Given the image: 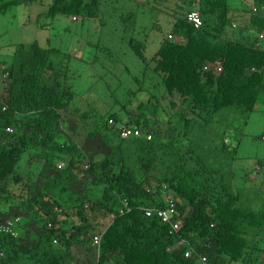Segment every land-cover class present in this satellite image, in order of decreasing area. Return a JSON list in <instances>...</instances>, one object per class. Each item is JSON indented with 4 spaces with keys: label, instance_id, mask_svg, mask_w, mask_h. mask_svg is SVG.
I'll return each mask as SVG.
<instances>
[{
    "label": "trees",
    "instance_id": "trees-1",
    "mask_svg": "<svg viewBox=\"0 0 264 264\" xmlns=\"http://www.w3.org/2000/svg\"><path fill=\"white\" fill-rule=\"evenodd\" d=\"M20 1L0 0V13L5 14ZM254 1L264 6V0ZM63 2L68 5L61 7ZM52 4L51 10L56 13L73 11L96 16L99 0L89 5L85 0H53ZM232 5L239 3L200 0L206 26L199 31L178 22L175 32L190 35L191 39L184 46L165 42L158 53L157 71L163 76L165 87L170 94L176 90L185 101L174 126L161 130L155 124L150 125L151 141L121 140L115 146L116 154L111 158L107 156L105 162H94L82 178L68 169L59 172L56 183L45 181L41 189L32 188L20 198L13 214V217L21 214L22 222L13 227L17 236L6 230L0 232V242L6 252L0 264H69L72 246L81 244L85 249L92 248L89 236L108 215H113L114 220L103 234L102 259L115 264H200L197 258L186 259L182 253L168 251L169 245L176 241L175 235L169 234L168 228L156 217H147L140 208L160 203L159 192L151 194L146 187L153 178L151 173L156 170L159 157L164 171L154 179L167 182L183 198V210L189 208L184 235L193 231L207 238L211 246L201 249L207 252L209 264L260 261L259 253L264 247V215L256 221L238 214V197L232 181L233 153L225 146L214 145L221 130L219 120L238 124L236 131L241 133L247 115L264 98V52L227 42L213 33L225 29ZM246 26L264 30V17L250 14ZM133 45L136 49L143 47L138 41ZM222 57L228 61L226 72L219 78L210 75L203 81L200 68L207 61ZM6 63L11 82L5 111L0 103V178L20 176L15 159L11 158V146L5 144L11 139L5 132L10 124L16 128L21 146L42 157L44 175L46 169L55 168L57 160L79 159L81 162L83 157L73 154L77 152L74 142L69 145L61 142L64 132L58 109L64 106L62 97L72 96L74 91L71 87L60 88L55 80L51 82L50 76H45L49 51L36 43L21 44ZM252 65L262 71L248 75L246 70ZM212 122L214 129L210 126ZM212 129L214 133L210 136ZM109 131L104 126L91 137L109 139ZM182 134L189 138L181 137ZM27 181L33 186L31 177ZM125 199L132 209L121 215ZM59 205L65 219H59L55 211ZM24 215L27 218L24 219ZM75 216L79 217L78 222ZM50 221L60 228H49ZM22 223L38 228H22ZM54 237L59 239L60 245L53 243ZM31 241L34 242L29 243Z\"/></svg>",
    "mask_w": 264,
    "mask_h": 264
},
{
    "label": "clouds",
    "instance_id": "clouds-1",
    "mask_svg": "<svg viewBox=\"0 0 264 264\" xmlns=\"http://www.w3.org/2000/svg\"><path fill=\"white\" fill-rule=\"evenodd\" d=\"M95 0H85L86 5L89 3L94 4ZM97 1V0H96ZM102 0H99L97 5L96 16H87L73 11L69 12H55L52 9L53 0H22L18 4L22 5L24 9H27L26 12L34 14L31 21L35 24L37 29H46L49 30L54 24H61L62 16L67 17V22L63 23L60 27L62 31L67 34L69 30V25L77 23L80 25H89L94 23L100 27L105 26L106 21L103 16H100L102 12L101 4ZM111 2H117L118 4L124 0H105ZM126 1V0H125ZM132 2V0H130ZM136 2V10L130 11L126 14H119L120 18L125 17L126 23L130 22L131 19L134 23L136 22V32L141 33L142 30L148 28L147 23H141L138 19V12L144 5H148L149 1H160L165 4H170V6H165L161 9L160 12L156 14L155 21L151 29L159 32L163 31V28H166L167 32L161 38L158 39L156 49L154 51V56L150 60L151 63H148V58L144 52L143 47L136 49V46L133 43H136L133 37H130L128 45H130L134 51L139 55V58L143 61L145 68L140 70L139 73L131 74L135 76L133 78L136 86L130 89H126L123 95L119 96V99L116 104V108L112 112L106 114H100L96 110L92 111H83L78 105L82 104L80 96L74 90L71 83L68 81L67 76H77L78 67H72L74 63L81 64L85 67H93L99 65L100 60L103 58L104 53L97 52L96 59L91 60L90 57L85 58L83 53L86 55H91L88 51L92 45L91 40L86 39L81 36L79 32V37L75 40L72 46V52L76 53L73 56H67L64 54V51L59 45H49L50 36L44 35L33 41L31 43H18L13 45L12 52L10 53L9 59H12V56L18 45H30L36 43L41 49L49 51V67L45 72V76H50L51 82L56 81L57 86L60 88L70 89L74 91V94L71 96L62 97L64 106L58 109L60 116L61 130L64 132V136L61 139L62 143L67 145L74 142L76 146V151H73V154H77L80 157H83L82 161L78 160H57L55 168L50 170L46 169L43 174L41 170V159L42 157L33 150H28L25 147H22L20 144L19 135H16V128L13 125H8L5 128V132L11 139L5 144L11 146L12 156L11 158L15 159L16 168L19 171V177L8 175L4 179L0 178V232L6 230L11 232L13 235L17 236L16 231L13 230V227L17 222H22L20 215L13 217L14 212L17 210L16 206L20 202V198L27 193H30L32 188L41 189L45 181L56 183V177L59 175L60 171L71 169L72 173L79 175L81 178L84 175V171L91 169L94 166V162H105L106 157L110 158L118 152L115 149V146L118 145V142L121 140H128L131 138H144L147 141L153 139V133L150 129V125H156L157 129L165 130L170 126H174L176 122V116L180 113L183 108V98L177 94L176 90L172 91L170 94L165 87L162 75L157 71V60L159 59L158 53L165 42H173L181 46L186 45L191 39L190 35L178 34L175 31L177 30V24L179 22L189 26L195 30L201 31L206 26L205 20L201 14L200 10V0H134ZM235 1V0H234ZM239 5H232L229 9L228 14V24L222 32L217 33L214 31L215 36H221L227 42L233 44H240L247 48H252L254 50L264 52V30H259L254 26H246L248 18L252 15H261L264 17V6H258L255 4L254 0H237ZM68 3H62L61 7L67 6ZM17 6V5H16ZM146 8V7H144ZM147 8H151L148 7ZM94 10V8L92 9ZM147 12V9H146ZM2 13H0L1 15ZM29 16V15H28ZM97 19V20H96ZM69 20V21H68ZM29 24V17L26 21H21L20 27ZM132 24V23H131ZM139 27V29H138ZM41 31V30H40ZM146 31H144L145 33ZM5 33V32H4ZM11 42V39H9ZM79 45V46H77ZM108 45V44H107ZM101 48V46H95ZM123 47L122 49H125ZM62 50V51H61ZM87 50V53L84 52ZM105 50V48H104ZM138 50V51H137ZM83 51L82 56L79 55ZM99 56V57H98ZM102 57V58H101ZM112 59L113 57H107ZM87 59V61H86ZM85 62L88 64H85ZM228 62V61H227ZM226 58H218L214 61H207L201 68L200 74L202 80H208L210 75H214L219 78L227 69ZM121 67H118V65ZM226 64V67H225ZM72 65V66H71ZM117 73L122 75L127 72L130 74V68L123 61L117 62ZM0 103L2 104V110L5 111L8 107L9 97H8V88L11 82V78L8 76L7 68L8 64L5 59H0ZM262 70L252 65L247 68L246 73L248 75L253 74L254 72H261ZM168 74V73H167ZM140 76V77H138ZM169 76V75H168ZM166 76V77H168ZM264 105V98L261 102L256 103L252 111L247 115L245 124L241 131V139L234 135H228L230 131L227 126L219 125V138L214 145H222L232 151L234 156V162L232 164L233 172V182L235 184V194L238 199L236 201V206L238 209V214H242L248 218L258 220V217L264 215V202L259 200V197L264 199V193L255 187L257 179L261 175L260 170H264L263 161L256 162L255 165L238 163L236 160L239 158L241 161L250 160V157L239 155L238 148H240L241 140L247 136L244 134V129L246 124L249 121L251 113L255 110H258L260 104ZM192 113V112H191ZM193 114V113H192ZM196 118H199L203 121L202 117L194 115ZM141 120V122H137ZM136 120V123L135 121ZM160 123V125L158 124ZM75 126V129L71 130V125ZM89 125V131L84 142L79 141L78 132L81 131L82 125ZM236 125H233L236 129ZM106 126L110 131L109 139H100L98 136L91 137L93 132L102 130ZM211 127H215L214 122L210 124ZM212 129L210 136H213L214 130ZM224 130V131H223ZM14 136V137H12ZM258 138L264 141V133L258 135ZM181 137L188 139L189 136L182 134ZM204 138V137H203ZM202 139V138H200ZM252 143L251 140L248 141ZM73 156H70L72 158ZM188 157V156H187ZM164 168L162 158L156 162V170L151 173V182L146 186L147 192L155 194L159 192L160 194V203L154 206H140L147 217H156L162 226L168 228V233L175 235L176 241L169 245L168 251H176L179 254H183L184 258H197L200 264H209L208 254L205 250L201 248L203 246L210 247V243L206 240L207 238H201L198 234L193 231H189L188 235H184L186 227L187 212L189 208L185 211L183 210V198L172 188L167 182H161L154 177L159 175ZM135 171L138 172V167L135 165ZM43 176L45 180H43ZM31 177L33 186L28 183V179ZM159 178L161 176H158ZM124 207L120 209V214L125 215L132 208H129L128 200L123 201ZM62 207L59 205L55 208V211L58 214L59 219H65L63 215ZM27 218L24 215V219ZM75 220L78 222L79 217L75 216ZM23 219V221H24ZM104 223H102L99 228L95 229L93 233L89 236L92 242V248L85 249L81 244H74L71 249V259L69 264H115L114 261L109 259H102V238L103 234L106 233L108 227L112 224L114 220L113 215H108L103 218ZM17 226V225H16ZM211 226L214 227L215 223H211ZM38 228L37 225H26L22 223V228ZM49 228L58 230L60 228L59 224H54L52 221L48 223ZM67 237H71V233H67ZM264 234L262 235V239ZM206 241L208 244L202 242ZM209 240V239H208ZM35 241V240H34ZM31 241L29 243H33ZM53 243L60 245L61 242L57 237L53 238ZM264 245V242H263ZM257 250V249H256ZM254 252V251H253ZM252 253V252H251ZM257 251L253 254L255 257ZM260 255V261L255 264H264V247ZM6 257V252L3 248V243L0 242V259ZM112 258V257H109ZM242 262L244 264H249L242 260L234 261ZM252 264V263H251Z\"/></svg>",
    "mask_w": 264,
    "mask_h": 264
},
{
    "label": "rangeland",
    "instance_id": "rangeland-1",
    "mask_svg": "<svg viewBox=\"0 0 264 264\" xmlns=\"http://www.w3.org/2000/svg\"><path fill=\"white\" fill-rule=\"evenodd\" d=\"M101 4L104 6L102 7L100 16L104 17V20L106 21L105 26L100 27L94 23L85 26L73 23L69 25L70 28L67 31V34H65L60 28L63 23L67 22V17L65 16H62L61 24H54L49 30L40 29V31L35 28V24L31 21L34 14H30L29 11L27 13V9H24L22 5L9 8L5 14L0 15V59H9L14 44L31 43L37 41V39H40V37L44 35L50 36V46L59 45L62 47L64 54L67 56H73L76 53L72 52V46L75 40L79 37L80 32L81 36L91 40V43L94 46L88 49V51L92 53L91 55H86L83 51H81L79 55L82 56L83 53L85 58L89 59L90 57L91 60H94L96 59L97 52L104 53L106 48L107 51L102 56L103 58L101 57L102 59L100 60L99 65L93 66L96 67L95 69L77 63H74L73 66L71 65L72 67H78V75L67 76L68 81L80 96L82 104L78 106L83 111L96 110L102 115L112 112L113 109L116 108L115 106L119 96L123 95L126 89L136 86L133 80L135 76H132L131 74L136 75L141 69L143 70L145 68L139 55L130 45H128L130 37H133L135 41L143 42L144 52L148 58V63H151L150 60L154 56L158 39L167 32L166 28H163L162 32H157L151 29V27L155 21L156 14L165 6H170V4H165L160 1H149L148 5H144L146 8L142 7L140 9L138 12V19L141 23H147L148 28L142 30L143 32L141 33L136 32V22L134 23L129 19L130 22L126 23L125 17H119V14H126L130 11L136 10V2L134 0H132V2L130 0H124L123 2L121 1L120 4L117 2L102 0ZM147 6L151 8L149 9ZM27 17H29V24L20 27L21 21L25 22ZM144 31L146 32L144 33ZM9 39H11V42H9ZM95 46H101V48L98 49V47L96 48ZM123 47L126 48L122 49ZM84 52L87 53V50ZM107 57L113 58L108 59ZM119 61H123V63L129 66L130 74L127 72L122 75L117 73V68L121 67L120 64L117 67V62ZM85 64L87 63L85 62ZM217 124L227 126L230 130L228 135L234 134L240 139L242 138L241 134L236 131L233 125L223 120H219ZM74 129L75 126L72 124L71 130L73 131ZM80 130L81 131L78 132L79 141L84 142L89 131V125L83 124ZM244 132L247 137L241 140L242 145L238 148L237 152L241 156L250 157V160L245 159L241 161L238 158L236 162H244L245 164L253 166L256 162L261 163L260 161H263L264 165V141L257 136V134L260 135L264 133V105L262 103L258 110L251 113ZM249 140H251L252 143H249ZM260 171L261 175L256 180L257 183L255 184V187L264 193V170ZM259 200L264 202L262 197H259ZM233 264L244 263L236 262Z\"/></svg>",
    "mask_w": 264,
    "mask_h": 264
}]
</instances>
